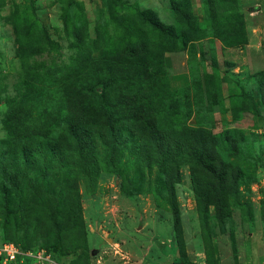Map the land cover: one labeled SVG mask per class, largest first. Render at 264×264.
<instances>
[{
  "label": "rangeland",
  "instance_id": "rangeland-1",
  "mask_svg": "<svg viewBox=\"0 0 264 264\" xmlns=\"http://www.w3.org/2000/svg\"><path fill=\"white\" fill-rule=\"evenodd\" d=\"M82 58L100 94L109 68L134 78L113 89L134 97V122L80 157L24 151L0 129V243L48 264H264V0H0V90L42 96L33 126L60 115L43 87ZM156 77L189 90L191 136L177 134L183 94L156 119ZM209 108L214 133L230 132L211 177L198 164Z\"/></svg>",
  "mask_w": 264,
  "mask_h": 264
},
{
  "label": "trees",
  "instance_id": "trees-1",
  "mask_svg": "<svg viewBox=\"0 0 264 264\" xmlns=\"http://www.w3.org/2000/svg\"><path fill=\"white\" fill-rule=\"evenodd\" d=\"M146 21L154 29L159 30L160 33L166 36L170 35L167 30H162L160 23L156 22V19L152 18V20ZM89 60L82 58L74 61L64 68L63 75L56 81H48L44 85L43 97L48 98L49 103L55 104L57 106L56 112L60 114L54 120H51L50 124L33 126V123H39L43 120L46 114L45 110L42 108L38 109L39 107L35 104L36 102H41L42 96L40 94L35 93L33 95L31 93L32 89L28 87V92L24 94L18 93V97L15 98L8 93L7 89L0 90V104L3 106L0 116V129L3 131L2 140L11 139V141L21 144L20 147L24 151L30 145L44 143L41 145L44 150L61 151L69 156L77 153L80 157L87 155L88 151L95 147L93 139L96 135L98 136L103 131L108 130L109 137L110 131L112 132L120 126H132L134 122V97L132 94L128 98L117 96L113 89L122 86L123 82L134 78L126 75V73L124 75H115L114 70L109 68L108 72L111 78L100 94L94 89L101 81L93 69L92 61ZM153 83L159 88V92L155 94L156 108H158L156 119L162 114V100L167 98L174 103L183 94L182 110L179 113L173 111L175 113L174 116H177L178 120L183 124L181 128L183 131L177 132L180 135L178 138H183L184 135L193 133L192 129L187 125L192 114L195 113L189 106V90L187 89L180 95L173 93L166 88V83L161 77H156ZM29 102L34 103L36 107L26 106L25 104ZM198 112L196 111V113ZM202 112L205 113L204 117L207 123L199 134L208 141V144L203 149L204 154L201 155L204 159L198 160V164L204 169L208 168L205 173L210 176V166L218 161L220 166H224L218 153L221 145L218 141L219 136L229 135L230 132L214 133L215 126L210 108L202 109ZM91 114L96 116H91ZM199 115L200 113H198V122ZM155 121L156 123L159 121L156 126L162 124L161 120H154V118L145 121L144 124L154 125ZM138 125L137 123V127ZM67 134L72 137V142L71 144L63 145L65 140L63 136H67ZM158 136L156 134V137ZM178 144L180 148L188 147L187 145L182 146L180 142ZM4 150L2 149V151ZM212 175V179H224L223 176H219L217 173Z\"/></svg>",
  "mask_w": 264,
  "mask_h": 264
},
{
  "label": "built area",
  "instance_id": "built-area-1",
  "mask_svg": "<svg viewBox=\"0 0 264 264\" xmlns=\"http://www.w3.org/2000/svg\"><path fill=\"white\" fill-rule=\"evenodd\" d=\"M22 258L24 262L30 259L35 264H48L51 262V257L44 251L22 254L20 249L13 244L0 243V261L3 264H16Z\"/></svg>",
  "mask_w": 264,
  "mask_h": 264
}]
</instances>
